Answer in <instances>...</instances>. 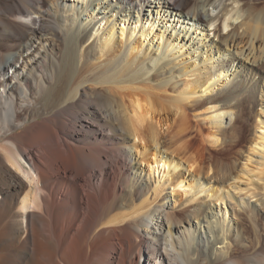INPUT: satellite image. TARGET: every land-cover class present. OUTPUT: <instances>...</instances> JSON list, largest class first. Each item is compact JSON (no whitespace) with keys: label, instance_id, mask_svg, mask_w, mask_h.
<instances>
[{"label":"bare ground","instance_id":"bare-ground-1","mask_svg":"<svg viewBox=\"0 0 264 264\" xmlns=\"http://www.w3.org/2000/svg\"><path fill=\"white\" fill-rule=\"evenodd\" d=\"M259 210L264 0H0V264H264Z\"/></svg>","mask_w":264,"mask_h":264},{"label":"rangeland","instance_id":"rangeland-1","mask_svg":"<svg viewBox=\"0 0 264 264\" xmlns=\"http://www.w3.org/2000/svg\"><path fill=\"white\" fill-rule=\"evenodd\" d=\"M254 104H251V103H248V104H245L244 105V110H243V113H242V115H241V120H240V125L239 126H241V127H239V129H238V133H239V137H240V139H241V146L240 147H238V148H235L234 150H233V152L231 153V155H232V158H231V160H232V162H231V160H230V162H231V164L233 165V166H235V169H238L239 168V166H238V162H239V159H240V150L241 151H245V147L247 146V144H248V140H250L251 138H252V136H253V127H254V120H255V117H256V114H257V112L259 111V108L260 107H257L256 105H254ZM193 122H195L196 120L194 119V120H192ZM206 148H210V146L209 145H207L206 144V146H205ZM203 150H200V152L199 153H201V154H199L201 157H203V158H205V159H211V161H213L214 159H215V156L212 154V153H206V152H202ZM205 153V154H204ZM208 157V158H207ZM255 158V157H254ZM253 158V159H254ZM252 159V160H253ZM256 159V160H255ZM253 161H252V165L250 166V168H254V165H256L255 163H256V161L258 160V158H255ZM238 160V161H237ZM237 162V163H236ZM247 178L246 177H244V181L246 180ZM243 181V182H244ZM243 182H242V184L240 185V187H241V189H243L244 188V185H243ZM166 193H169V190L168 191H166ZM235 194L237 193V192H234ZM243 193L244 192H242L241 194H236V198L237 197H240V196H242L243 195ZM234 194V195H235ZM183 198V200H185V196L184 197H182ZM256 199H252V200H250L249 202H248V199L247 198H245L244 199V202L250 207L251 205H254L255 204V201ZM170 204V203H169ZM177 206V205H176ZM224 207L226 208V205L224 206V205H221V208L222 209H224ZM227 207H228V214H227V218H232V220L234 221V225L232 226V228H231V232H230V235L235 239V240H238L239 239V231L236 229L237 227H234L235 226V222H238L237 220H238V216H235V214H234V212H235V210H236V212L238 213V214H240L241 212H242V210L240 209V207H236V200H233V201H231V202H227ZM245 207V206H244ZM243 208V207H242ZM260 207H258V209H259ZM239 211V212H238ZM257 215L262 219V223H264V211L263 210H259V212L257 213ZM186 228V227H185ZM185 230V229H184ZM185 235H187L186 234V232H185ZM187 237V236H186ZM187 241H188V243H190V240L187 238ZM219 247H221V246H217V248H219Z\"/></svg>","mask_w":264,"mask_h":264}]
</instances>
